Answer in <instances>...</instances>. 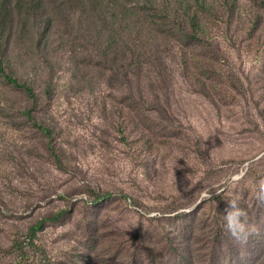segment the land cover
Masks as SVG:
<instances>
[{
	"label": "rangeland",
	"instance_id": "rangeland-1",
	"mask_svg": "<svg viewBox=\"0 0 264 264\" xmlns=\"http://www.w3.org/2000/svg\"><path fill=\"white\" fill-rule=\"evenodd\" d=\"M260 4L239 0L232 40L218 38L226 60L188 76L178 49L164 45L133 90L130 60L119 84L80 40L55 53L54 97L38 105L39 117L56 127L55 143L22 114L28 98L0 87V264H25L2 250L59 209L70 214L38 234L36 264H130L135 249L145 261L147 247L159 260L157 239L181 251L187 243L197 264H214L213 249L225 252L230 239L236 256L218 252V264H264V211L249 221L258 232L243 246L223 219L227 201L254 193L255 179L243 178L264 155V25L249 34L257 17L264 24ZM62 36L56 26L49 41L58 46ZM204 190L216 197L201 200Z\"/></svg>",
	"mask_w": 264,
	"mask_h": 264
},
{
	"label": "trees",
	"instance_id": "trees-1",
	"mask_svg": "<svg viewBox=\"0 0 264 264\" xmlns=\"http://www.w3.org/2000/svg\"><path fill=\"white\" fill-rule=\"evenodd\" d=\"M261 1L262 7L264 0ZM238 6L239 0H0V87L20 92L28 98L31 106L22 114L55 143L56 127L39 117L43 109L38 106L42 101L50 104L54 97L55 53L74 49L73 41L80 40L97 54L96 57L100 56L105 66L117 76L115 79L118 78L119 84L123 63L130 60L135 67L125 74L127 77L132 74L127 82L130 90L140 87L141 75L149 60L159 56L155 48L164 45L178 49L188 76L193 68L204 73L205 67L213 65L214 60L227 59L218 38L232 40L229 34L241 20ZM250 23V35H257L264 25L259 17ZM56 26L68 35L62 36L58 46L49 41ZM198 80L200 92L211 98L206 85ZM132 101L136 106L141 102L135 98ZM120 132L124 134L123 130ZM49 149L62 166L57 144H51ZM243 179H255L254 193L239 203L246 210L248 220L254 223L264 211V206L256 200L258 185L264 181V155L251 163ZM212 194L213 199L216 196L214 192ZM69 214L67 209L46 214L29 228L26 235L14 238L2 253L19 258L25 264H36L30 256L41 251L38 234L48 225L62 223ZM184 244L187 247L183 251L174 245L169 249L166 242L163 244L162 239H157L153 246L165 252L161 259L157 260L152 248L147 247L145 261L138 259L135 249L130 264H197L195 250ZM228 244L230 249L225 252L219 247L213 249L214 264L220 261L218 252L224 259L228 252L236 256L230 239Z\"/></svg>",
	"mask_w": 264,
	"mask_h": 264
},
{
	"label": "clouds",
	"instance_id": "clouds-1",
	"mask_svg": "<svg viewBox=\"0 0 264 264\" xmlns=\"http://www.w3.org/2000/svg\"><path fill=\"white\" fill-rule=\"evenodd\" d=\"M201 200L211 199L212 193L209 190H204L201 193ZM256 200L264 206V181L258 185L256 192ZM239 197L227 201V206L224 209V229L227 234L239 245H247L250 237L257 234L258 229L255 225L249 223L246 210L239 206Z\"/></svg>",
	"mask_w": 264,
	"mask_h": 264
}]
</instances>
